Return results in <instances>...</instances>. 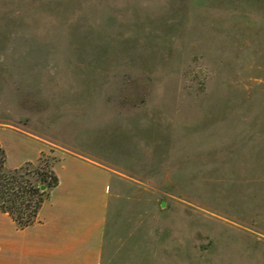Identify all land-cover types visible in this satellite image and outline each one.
Returning <instances> with one entry per match:
<instances>
[{
    "label": "rangeland",
    "instance_id": "rangeland-1",
    "mask_svg": "<svg viewBox=\"0 0 264 264\" xmlns=\"http://www.w3.org/2000/svg\"><path fill=\"white\" fill-rule=\"evenodd\" d=\"M1 128L120 173L104 264H264V0H0Z\"/></svg>",
    "mask_w": 264,
    "mask_h": 264
},
{
    "label": "crops",
    "instance_id": "crops-1",
    "mask_svg": "<svg viewBox=\"0 0 264 264\" xmlns=\"http://www.w3.org/2000/svg\"><path fill=\"white\" fill-rule=\"evenodd\" d=\"M2 130L18 138L24 135L35 144L33 155H25L10 165L0 140L10 168L37 163L42 154L52 149L50 141L21 128ZM53 169L58 184L49 190L33 224L20 227L12 216L0 211V264L105 263L112 214L118 215V201L124 196V185L113 188L115 175L120 173L65 147L57 152Z\"/></svg>",
    "mask_w": 264,
    "mask_h": 264
},
{
    "label": "trees",
    "instance_id": "trees-1",
    "mask_svg": "<svg viewBox=\"0 0 264 264\" xmlns=\"http://www.w3.org/2000/svg\"><path fill=\"white\" fill-rule=\"evenodd\" d=\"M47 157L44 153L37 163L27 162L21 167L10 168L6 150L0 142V211L12 216L20 227L36 221L49 190L58 184L54 163L45 164Z\"/></svg>",
    "mask_w": 264,
    "mask_h": 264
},
{
    "label": "water",
    "instance_id": "water-1",
    "mask_svg": "<svg viewBox=\"0 0 264 264\" xmlns=\"http://www.w3.org/2000/svg\"><path fill=\"white\" fill-rule=\"evenodd\" d=\"M42 189H45V186H42Z\"/></svg>",
    "mask_w": 264,
    "mask_h": 264
}]
</instances>
